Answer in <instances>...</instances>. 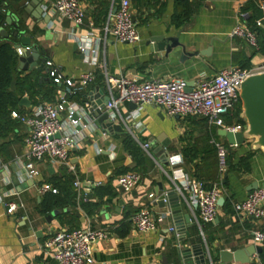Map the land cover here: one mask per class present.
Segmentation results:
<instances>
[{
	"label": "crops",
	"instance_id": "0c3cea01",
	"mask_svg": "<svg viewBox=\"0 0 264 264\" xmlns=\"http://www.w3.org/2000/svg\"><path fill=\"white\" fill-rule=\"evenodd\" d=\"M20 1L2 0L1 10L12 11L18 17L19 14L12 7ZM50 1L43 0V5H50ZM249 1L204 0L192 22L180 29L171 24L174 0H161L166 5L161 15L156 13L158 6L140 13L132 3L133 17L142 38L137 45L119 43L106 33L113 0H81L86 13L81 27L43 13L38 21L30 18L26 25L21 22V31L32 39L31 48L37 49L41 58L46 60V65L50 69H59L65 78L79 80L88 72L95 75V81L80 90V95L72 100L82 104L89 102L86 97L91 92L99 101L106 96L112 97L106 76H127L140 81L184 80L193 86L199 79L211 78L231 67L250 70L264 66V54L256 52L247 41L231 36L235 27L245 24L241 9ZM258 3L264 9V0H258ZM4 29L7 33L12 32L7 25ZM72 34L80 39L87 38L84 50L80 49ZM89 37L101 39L98 50L94 48V39ZM156 37L164 39L163 48H160L161 42L152 41ZM16 43H20V40ZM32 71L24 73L31 74ZM43 77L47 79L49 75L45 73ZM40 82L46 83L44 80ZM59 92L55 102L61 96ZM113 95L116 96V93ZM24 98L31 105L21 106L22 116H27L36 106L27 95ZM132 110L130 104L119 106L123 121L118 125L121 127L118 132H110L105 127L107 122L102 125L96 119L94 136L84 140L71 152L74 170L44 161L38 163L39 175L32 180L21 172L26 163L24 139L28 128L20 125L0 153V200L3 194L12 193L14 195L9 200L18 204L17 212L9 216L5 205L0 202V264H57L52 255L44 250V243L58 231L69 230L70 225L62 226L59 222L60 215H66V220L74 217L71 222L78 229H102L108 232L109 238L93 248L95 264H183L180 253L185 247H196L201 251L206 264H219L222 263L221 251L235 252L252 246L260 247L253 242V232L264 231V221L252 222L236 215L232 209L224 207L225 202L224 206L219 207L218 217L213 224L201 225L199 214L191 208L189 194L183 189L182 181L186 177L193 178L196 170L210 180L218 172L217 160L213 155H199L191 164L181 152L186 145L184 140L188 138L199 147L207 144L204 140L209 129L207 124L204 125V120L170 118L159 107H144L140 121L145 130L138 139L142 144L149 142L151 148L147 153L137 143L146 154V164L140 167L124 147V141L127 136L131 137L130 131L134 127V123L128 119ZM219 131L212 129V138L227 143L219 136ZM250 145L249 142L234 147L229 145V167L238 168L243 158L251 156L249 172L227 169L228 187L225 189L232 192L234 201L238 202L247 198L255 183L259 188L264 185V154L253 151ZM163 154L168 155L169 164L170 158L175 161L181 159L182 164L166 167L160 160ZM125 170L143 173L141 183L130 193H124L118 186V177ZM64 175H72L74 183H81L80 191L73 185L78 194V207L42 215L39 211L45 195L42 187H54ZM14 177L18 180V187L13 184ZM6 179L7 183L4 182ZM99 189L103 190L102 197L97 193ZM159 191L178 195L182 214L189 215L194 225L192 228L187 225L186 237L178 229L186 227L184 219L175 220L170 209L167 213L155 209L158 225L152 234L139 233L129 219L149 202H155ZM150 195H154L151 201ZM82 203H87L91 214L79 207ZM48 217L52 218L47 220ZM125 223H128L127 227L123 226ZM261 248L264 253V246ZM257 255L260 257V254ZM249 264L263 262L258 263L251 256Z\"/></svg>",
	"mask_w": 264,
	"mask_h": 264
},
{
	"label": "built area",
	"instance_id": "2783aa9c",
	"mask_svg": "<svg viewBox=\"0 0 264 264\" xmlns=\"http://www.w3.org/2000/svg\"><path fill=\"white\" fill-rule=\"evenodd\" d=\"M113 2L114 6L106 33L119 43L139 44L142 38L133 20V0H119L118 3L113 0ZM42 8L45 14L54 15L77 27H81L86 19L81 0H52L50 5H43ZM114 8L116 13H114ZM231 36L245 40L254 49H258L256 35L246 24L235 27ZM72 37L78 42L80 49L84 50L87 38L80 39L75 34H72ZM89 38L94 39V48L98 50L101 46V39ZM26 49L30 50V48ZM18 53L21 55V51ZM261 72H264V66L250 70L231 67L211 78L199 79L192 87L184 80L140 81L127 76L120 78L106 76L112 97L101 111L108 117L107 124L115 127L123 121L119 106L122 104L135 105L136 109L128 114V119L134 123L130 136L147 153L151 144L149 142L142 144L138 139L139 134L145 130L140 121L141 111L147 106L163 109L170 118L202 119L206 121L209 129L215 128L237 134L246 128L231 118L232 112L241 103L239 90L249 76ZM49 73L54 83L64 85L67 89L66 92H59L61 96L58 101L36 106L27 116H22L17 112L12 113L14 120L20 121L28 128L24 139L26 163L22 166L21 172L31 180L38 177L37 165L44 161L66 167L71 171L74 170L70 159L71 152L78 148L84 140L94 136L96 131V119L91 116L90 112L91 104L89 102L79 104L67 99V95H73L93 83L95 75L88 72L83 74L79 80H74L65 78L57 68L51 69ZM113 93H116V96ZM57 135L60 137L56 138ZM212 144L215 145L218 153L219 180L208 183L194 177H186L182 181L183 189L189 194L191 208L199 214L201 225L215 222L220 207L219 201L228 196L222 182L227 170L228 149L224 143L219 141L213 140ZM170 164H182V160L175 161L170 158ZM141 181L140 173L128 172L118 177V186L124 193H130L138 187ZM4 182L7 183L8 180ZM74 187L80 191L81 183L75 181ZM41 191L42 193H57L51 185H44ZM13 195L12 193L3 194L0 200L5 205L6 214L9 216L14 215L18 210V204L9 200ZM149 199L153 200L154 195H150ZM231 204L236 215L252 222L264 221V188L250 192L244 201L233 200ZM156 217L153 202H149L131 217V222L139 233L152 234L157 230L158 219ZM172 231L175 230L172 229ZM108 238V232L102 229L60 230L45 241L44 250L52 255L57 264H95L93 248ZM253 242L256 246L263 247L264 231H254ZM253 256L255 261L260 263L259 255Z\"/></svg>",
	"mask_w": 264,
	"mask_h": 264
},
{
	"label": "trees",
	"instance_id": "16d2710c",
	"mask_svg": "<svg viewBox=\"0 0 264 264\" xmlns=\"http://www.w3.org/2000/svg\"><path fill=\"white\" fill-rule=\"evenodd\" d=\"M204 0H174V12L171 17V24L176 28H183L190 24L194 16L201 9ZM2 0H0V29L6 27L5 14L1 10ZM134 7L141 13H144L145 10H153L158 6L156 13L161 15L165 10V3H162L161 0H133ZM242 14L244 15L243 21L250 29L252 33L256 35L258 42V49H255L256 52L264 54V9L258 3V0H250L242 9ZM154 16V15H153ZM15 44L13 41L8 38H3L0 34V153L7 147L10 142V138L13 134L19 130L20 125L22 124L18 120L12 118V113L17 112L22 115L21 101L27 95L30 98L33 106H39L44 103H55L58 96L59 90L66 92L63 85L54 83L53 79L50 77L46 79L44 77L42 81L46 83H41V77L43 73L33 70L31 74H25L24 71L19 69L20 65V55L15 49ZM244 68V67H242ZM45 74V73H44ZM15 83L16 89H12V84ZM80 94L76 92L73 95H70L68 98L74 100L75 97H78ZM241 103L238 107L232 112L231 118L234 119L237 123L245 126L244 121L240 118L241 114ZM190 119V118H189ZM206 126V121H203ZM209 129V128H208ZM207 138L204 140L207 144L205 146H198L191 138L185 139L184 142L186 145L182 148V155L188 163L193 164L199 155L212 156L216 157L218 172L217 175L211 180L205 178L197 170L193 174V177L206 181L208 183L215 182L219 180L220 177V168L218 153L215 145L211 144L214 140L212 138V129H209L207 132ZM192 137V135H190ZM217 141V140H215ZM227 149L229 147L225 143ZM124 147L126 151L137 160L138 166L144 167L146 164V154L140 148V146L129 136L126 137L124 141ZM251 156L243 158L238 168L229 167L228 157H227V169H235L237 171L249 172V160ZM144 165V166H143ZM196 166V165H195ZM197 167V166H196ZM138 172V171H131ZM128 173V170L123 171L120 174ZM143 174L142 172H138ZM74 178L72 175H64L60 182L54 184V189L57 190V193L47 192L44 195L40 205L39 211L42 215H48L55 210H64L65 208H77L78 207V194L74 190ZM224 188L228 187V182H226ZM102 189L97 190L99 197H102ZM234 200V195L232 192H228L226 197L225 208L232 209V201ZM79 207L88 211L90 209L87 206V203H82ZM132 214L129 219L133 216ZM66 215L58 216V220L62 226L70 225L69 230L78 229L72 222L75 218L71 217L70 220H66ZM124 227L128 226V223L123 225ZM128 230L125 232L127 233ZM260 259L264 264V253L260 254Z\"/></svg>",
	"mask_w": 264,
	"mask_h": 264
},
{
	"label": "water",
	"instance_id": "95a60500",
	"mask_svg": "<svg viewBox=\"0 0 264 264\" xmlns=\"http://www.w3.org/2000/svg\"><path fill=\"white\" fill-rule=\"evenodd\" d=\"M42 6L43 0H21L12 7L13 10L19 14L18 17L13 15L12 11H4L6 25L12 28V32L7 33L6 29L2 28L0 29V34L3 38H8L14 43H16L17 40H20V43H16L14 47L17 52L21 51L19 67L21 71L26 72L28 70H37L40 73L48 74L51 70L50 67L46 65V60L41 58L37 49L31 48L32 39L24 36L21 31V22L26 25L30 18L36 21L42 18L44 13ZM114 13H116V9L114 10ZM133 20L136 21L135 17ZM152 41L157 43L161 42L162 44L160 45V48H163L164 39L162 37L153 38ZM26 48H30V50H27ZM43 78L44 77H41L40 80L42 81ZM12 89H16L15 83L12 84ZM188 91H191V89H188ZM239 96L242 110L240 118L245 123V130L237 134L220 130L218 134L220 137L224 138L230 146H239L249 142L253 151L264 154V72L249 76L242 83L239 90ZM86 99L91 103V116L103 125L108 117L106 114H103L101 109H103L110 101V97L106 96L103 101H99L95 98L94 93L91 92L87 95ZM29 104L30 102L27 98H24L21 101V106L26 105L29 107L31 106ZM130 106L131 109H136L135 105L130 104ZM177 119H179V117H177ZM105 127L110 132H118L121 130V127H112L111 124H107ZM59 137V135L56 136V138ZM152 152H154V146L152 147ZM160 160L166 167L170 166L167 154H163ZM227 178L228 170L224 173L223 183L226 182ZM12 181L16 187L19 186L16 177H14ZM257 189H259V186L255 183L250 190L255 191ZM156 196L157 200L153 202V206L157 212L162 210L163 213H167L170 209L175 220L179 221L184 219L186 227L181 226L178 229L179 232L186 237L187 225L190 228L194 225H192L189 215L182 214L178 195L175 192H168L165 194L164 191H159ZM225 202L226 200L224 198L220 199L219 206H224ZM77 216H80V214L77 213ZM51 218L52 217H48L47 220H50ZM262 253L263 249L261 247L252 246L235 252L221 251L220 259L224 264H249L251 256ZM180 254L183 264H206L203 253L201 251L199 252L196 247H185L181 250Z\"/></svg>",
	"mask_w": 264,
	"mask_h": 264
},
{
	"label": "rangeland",
	"instance_id": "374dc122",
	"mask_svg": "<svg viewBox=\"0 0 264 264\" xmlns=\"http://www.w3.org/2000/svg\"><path fill=\"white\" fill-rule=\"evenodd\" d=\"M215 129V128H214ZM216 130V129H215ZM228 146H229V144H228Z\"/></svg>",
	"mask_w": 264,
	"mask_h": 264
}]
</instances>
